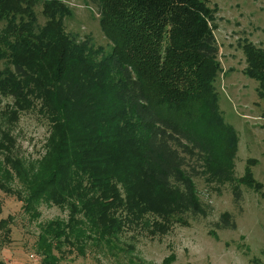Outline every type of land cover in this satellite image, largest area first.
<instances>
[{
  "label": "trees",
  "instance_id": "1",
  "mask_svg": "<svg viewBox=\"0 0 264 264\" xmlns=\"http://www.w3.org/2000/svg\"><path fill=\"white\" fill-rule=\"evenodd\" d=\"M40 3L48 20L37 28ZM58 12L71 14L60 0H0V57L11 66L0 69V190L17 193L32 221L43 203L68 212L39 223L36 264L88 253L99 263L122 254L135 262L128 232L164 234L174 218L210 215L196 179L229 182L239 207L244 184L263 188L250 167L240 180L233 174L239 137L214 91L222 67L209 0H101L113 47L100 59ZM241 45L264 99V49ZM28 114L49 126L38 161L28 162L13 134ZM16 181L22 188L11 192ZM12 221H0L4 239ZM213 227L236 230L237 222L225 212Z\"/></svg>",
  "mask_w": 264,
  "mask_h": 264
},
{
  "label": "rangeland",
  "instance_id": "2",
  "mask_svg": "<svg viewBox=\"0 0 264 264\" xmlns=\"http://www.w3.org/2000/svg\"><path fill=\"white\" fill-rule=\"evenodd\" d=\"M71 14L57 15L63 18L64 27L76 41L88 42L97 51L93 57L100 59L111 53L113 45L101 29V0H60ZM40 2V1H39ZM217 8L215 35L220 46L218 74L214 91L225 124L232 126L239 137V144L232 153L233 174L236 179L245 176L250 167L256 181L263 185L260 191L244 184L243 201L234 202L233 187L213 183L204 178L196 179L198 197L210 209L207 218L191 223L173 219L164 234L131 231L124 236L125 243L133 246L131 258L122 254L120 260L105 257L101 263L88 253L84 257L69 255L63 264H264V99L259 93V82L246 74L247 59L243 42L249 41L264 49V0H209ZM37 28L43 27L48 18L43 4H36ZM5 23H0V31ZM5 50V47H3ZM93 59V58H92ZM94 60V59H93ZM10 67L7 59L0 57V69ZM7 98L4 102H7ZM3 102V103H4ZM48 123L38 115L21 118L13 134L18 148L29 161H38L45 153L44 143L49 134ZM250 161H255L251 163ZM14 192L22 186L16 181L9 184ZM0 190V221L12 217L11 234L4 239L0 231V261L7 264H36L31 258L37 252L39 223L56 218L66 219L68 212L57 206L43 203L41 217L32 221L24 211V202L17 193ZM27 195V191L21 200ZM233 214L236 230H216L213 224L225 213ZM170 213L169 219L174 217Z\"/></svg>",
  "mask_w": 264,
  "mask_h": 264
}]
</instances>
